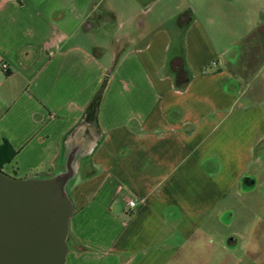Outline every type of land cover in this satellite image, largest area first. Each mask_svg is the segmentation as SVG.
Masks as SVG:
<instances>
[{
  "label": "crops",
  "instance_id": "1",
  "mask_svg": "<svg viewBox=\"0 0 264 264\" xmlns=\"http://www.w3.org/2000/svg\"><path fill=\"white\" fill-rule=\"evenodd\" d=\"M1 65L13 179L71 158L65 264H264V0H0Z\"/></svg>",
  "mask_w": 264,
  "mask_h": 264
},
{
  "label": "water",
  "instance_id": "2",
  "mask_svg": "<svg viewBox=\"0 0 264 264\" xmlns=\"http://www.w3.org/2000/svg\"><path fill=\"white\" fill-rule=\"evenodd\" d=\"M66 171L46 179L16 180L0 172V264H65L72 204Z\"/></svg>",
  "mask_w": 264,
  "mask_h": 264
},
{
  "label": "trees",
  "instance_id": "3",
  "mask_svg": "<svg viewBox=\"0 0 264 264\" xmlns=\"http://www.w3.org/2000/svg\"><path fill=\"white\" fill-rule=\"evenodd\" d=\"M181 18H186V15H182ZM162 74H172L174 76L175 88L178 90H183L187 85L190 75L185 68L184 60L182 57H175L171 59L168 63L167 68L163 71ZM105 86V82H103L97 94L94 96L92 102L90 103L87 114H91L93 117L97 113L98 106L100 103L101 95ZM16 152L7 144V142H3L0 145V172L3 169V166L10 163L14 158Z\"/></svg>",
  "mask_w": 264,
  "mask_h": 264
},
{
  "label": "rangeland",
  "instance_id": "4",
  "mask_svg": "<svg viewBox=\"0 0 264 264\" xmlns=\"http://www.w3.org/2000/svg\"><path fill=\"white\" fill-rule=\"evenodd\" d=\"M262 164H263L262 172H261V174H258L257 180H258V183L261 182L264 185V160H263ZM9 171H10V166L6 165L4 173L7 175L9 174L10 176H12V178H15V177H13L14 175H12V173H9ZM33 179H36V178H33ZM37 179H43V178L38 177ZM16 180H24V179H16ZM70 183H72V182H69L67 189L69 188ZM240 188L238 191L243 193L244 190H241ZM224 203L227 205H230L232 207L233 211H232V213H224L222 220H230L231 216L233 217L234 220H237L241 215L243 216L245 214V212H244L245 205H247V204L248 205L253 204V206L260 205L259 204L260 203V197L257 194H254V195L247 197V198L244 194L243 195L241 194V196L232 195V196H229L224 201Z\"/></svg>",
  "mask_w": 264,
  "mask_h": 264
},
{
  "label": "built area",
  "instance_id": "5",
  "mask_svg": "<svg viewBox=\"0 0 264 264\" xmlns=\"http://www.w3.org/2000/svg\"><path fill=\"white\" fill-rule=\"evenodd\" d=\"M0 69H1L2 73H4V74L7 73V67H6V65H1L0 66ZM128 207L130 209L134 207V203L132 201H130V200L128 201Z\"/></svg>",
  "mask_w": 264,
  "mask_h": 264
}]
</instances>
